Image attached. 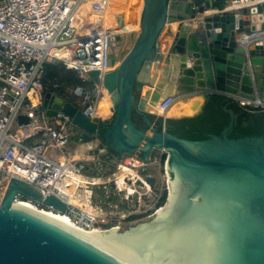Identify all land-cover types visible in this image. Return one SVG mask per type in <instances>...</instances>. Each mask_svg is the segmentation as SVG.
<instances>
[{
	"label": "water",
	"instance_id": "95a60500",
	"mask_svg": "<svg viewBox=\"0 0 264 264\" xmlns=\"http://www.w3.org/2000/svg\"><path fill=\"white\" fill-rule=\"evenodd\" d=\"M175 1L179 6L180 0ZM170 2L134 0L138 10L131 17L139 22V32L129 48L123 35L109 50L114 68L106 72L104 87L113 107L110 119L91 120L51 92L43 95L39 107L50 118L69 115L75 140L99 141L112 152L113 163L138 157L147 164L159 154L166 156L171 196L164 209L120 231H85L15 204L22 195L61 213L66 209L57 197L44 198L46 191L13 178L0 201V264H264V133L231 136L236 116L228 108L237 102L232 96L264 101V55L254 57L256 50L264 53V2L254 27L261 30L259 40L248 44L237 38L241 45L227 49L217 41L233 42L235 17L212 20L229 31L228 37L220 31L204 34L208 24L198 19L214 4L195 10V0H183L178 22L168 27ZM159 55L161 75L155 79ZM97 75H90L91 89ZM144 88L150 93L137 98ZM80 90L90 101L94 91ZM212 90L224 92L220 95L229 119L219 133H206L202 140L181 138L166 122L160 130L142 105L147 99L150 109H157L169 96L200 94L192 113L185 115L196 116L216 94ZM134 112L147 128L137 126ZM142 172L148 174V167ZM146 180L155 182L153 177Z\"/></svg>",
	"mask_w": 264,
	"mask_h": 264
},
{
	"label": "built area",
	"instance_id": "2783aa9c",
	"mask_svg": "<svg viewBox=\"0 0 264 264\" xmlns=\"http://www.w3.org/2000/svg\"><path fill=\"white\" fill-rule=\"evenodd\" d=\"M127 2L0 0V186L6 190L14 178L46 191L44 198L55 196L64 202V213L22 195H17L15 201L30 202L40 209L64 214L85 229L109 230L104 225L121 229L122 220L149 212L153 216L163 208L162 198L164 195L167 198L170 192L164 156L150 158L147 164L138 157H129L116 162L112 174H88L86 165L90 163L72 157L69 151L74 137L72 118L67 114L50 118L39 108L43 95L51 92L69 102H72L69 97L75 99L72 103L91 120L111 118L113 107L104 87L106 72L114 68L109 50L120 36L140 30L138 21L128 20L126 16ZM206 2L214 6L222 3L221 10L234 17L261 5L264 0H195L193 9ZM130 21L135 23L133 27L128 26ZM248 37L245 30L236 36L242 42ZM54 60L88 85L91 73L97 71L94 88L67 86L61 94V83L45 81L46 65L53 64ZM81 88L86 93L94 91L90 101L87 102L86 94L82 95ZM177 100L175 95L165 98L158 103L157 111L166 118ZM236 100L242 107L264 110V101L259 98ZM98 147L90 149L94 151L92 162L100 164L103 150L97 151ZM162 162L165 164L161 179L142 172L144 167ZM146 177H153L155 182L150 184ZM90 178L105 180L92 182ZM100 185L109 186L124 204H134L119 220L107 216L105 208L94 200V190Z\"/></svg>",
	"mask_w": 264,
	"mask_h": 264
},
{
	"label": "trees",
	"instance_id": "16d2710c",
	"mask_svg": "<svg viewBox=\"0 0 264 264\" xmlns=\"http://www.w3.org/2000/svg\"><path fill=\"white\" fill-rule=\"evenodd\" d=\"M197 1L201 2V0ZM216 7L222 8L223 5L219 3L216 5ZM45 81H56L61 83L63 85V89L60 90L61 94L64 93V88L67 86L88 85V83L80 78L77 74L66 71L60 65L51 63L46 65ZM139 96L140 93L138 92L136 97L139 98ZM224 104H226L225 97L215 94L207 101L203 112L199 115L165 119L163 116L150 114L149 118L155 125L160 127V130L163 128L164 123L166 122L169 131L180 136L181 138L202 140L207 137L206 133H219L227 123L229 116L223 110ZM228 108H230L236 116L231 136L264 133V110L242 107L237 102L231 103ZM133 121L138 127L147 128L142 116L137 112L133 113ZM98 146L99 147L97 148V151L100 149L103 150L101 163L98 166H107L108 171L105 175L112 174L116 170V162H112L113 154L111 151L106 150L102 144H99ZM164 159L165 157H163V160ZM88 165L89 164L86 165V169ZM92 176L97 175L93 174ZM108 189L109 192L107 194L106 192ZM115 195L118 197V195L113 192L109 186L105 185H100L94 190V200L97 201L103 208L109 206V204L115 199ZM165 201L166 195L163 196L161 204H163ZM136 217L137 216H132L128 220L134 219Z\"/></svg>",
	"mask_w": 264,
	"mask_h": 264
},
{
	"label": "crops",
	"instance_id": "0c3cea01",
	"mask_svg": "<svg viewBox=\"0 0 264 264\" xmlns=\"http://www.w3.org/2000/svg\"><path fill=\"white\" fill-rule=\"evenodd\" d=\"M175 2H176L175 0H171V2H170V17H171L172 21L177 23L178 17L180 15L183 0L179 1L180 2L179 6H177L175 4ZM220 4H222V3H220ZM173 8H178V10H174V13H172ZM259 10H260V5H257L256 7L252 8V9H247L245 11H242L241 15L238 16L236 19H234V23H231L232 29H231L230 33L234 32V35L238 36L241 31L245 30V31H247V33L249 34L250 37L252 35L253 41H254V43H256L259 40V37L261 34V30L255 29L256 28L255 22L257 23V17L259 15H261V12H259ZM221 12H225V11L221 10V8L214 6L213 8L209 9L208 11H206L203 15H201L199 17V19H198L199 21H202V22H205V24L206 23L208 24V27L206 29H204V31H203L204 34H206L209 31L211 33V35H213V34L215 35V33L218 31L217 29H220V27H218L217 25H215V23L213 21H211V18L210 19H208V18H209V16L212 17L215 14H217L220 18V21H221V19L223 18L222 15L220 14ZM230 16H231V14H230ZM226 21L223 22L224 23L223 25H225L227 23ZM222 30H224V29H222ZM163 43H164L163 40L159 41L158 50H159L160 54H162L161 51H162L163 46H164ZM162 58H163V56H162ZM155 63H156L155 65H157V67L159 68L157 74L155 75V79H158V78H160V75H161V65H162L161 64L162 60L160 59V55H159L158 60ZM212 91H213V93L216 92L215 90H212ZM212 91H210V92H212ZM149 93L150 92H149L148 88H144L143 93H141L140 95H142V97L144 98ZM222 94H224V92H222ZM200 96H201L200 94H197L194 96H188V97H186V96L185 97H178L177 96L178 100L174 104V106L169 109V111H168L169 113L168 112L166 113V118H178V117H183L185 115L190 114V112L192 111L191 107L193 105L194 99H196L197 97H200ZM232 98L243 99V98L236 97V96H232ZM146 100L147 99H145L143 104H142L144 106V108L149 110L152 114H156L157 116H161V114L157 110H151L150 109V106H149V104L146 103ZM186 109H190L191 111L190 110L187 111ZM72 140H73L74 144L69 149L71 156L74 158L83 160L84 162H87V163H93L92 161L94 159L92 158V155L94 154V151L91 150L90 147L95 146V145H99L100 142L99 141L84 142V141H80V140L76 141L74 137H72Z\"/></svg>",
	"mask_w": 264,
	"mask_h": 264
},
{
	"label": "rangeland",
	"instance_id": "374dc122",
	"mask_svg": "<svg viewBox=\"0 0 264 264\" xmlns=\"http://www.w3.org/2000/svg\"><path fill=\"white\" fill-rule=\"evenodd\" d=\"M133 3H134V0H128V2H127V8H128V10H127V17L129 18V15H130V13L132 12V7H133ZM223 17V16H222ZM139 23V22H138ZM223 29V28H222ZM222 29H220V30H218L217 32H216V34L218 35L220 32V34L223 36V37H228L227 36V34L226 35H223V33H228V31H225L224 32V30H222ZM220 31V32H219ZM223 32V33H222ZM237 33V32H236ZM137 32H135V33H130V34H127V35H125V42H126V47H128V44H129V42H133L134 40H135V37L137 36ZM85 86H89V85H85ZM69 100L70 101H72V102H75V99H73V98H70L69 97ZM190 113H192V112H190ZM112 116V115H111ZM73 140L71 141V143H70V147L71 146H73ZM70 147H69V149H70ZM92 157H93V155H92ZM158 159H160V158H162L163 157V155H161V154H159L158 156ZM164 157H166V156H164ZM159 162V161H158ZM165 162H166V160H165ZM101 163V162H100ZM165 164V163H164ZM164 164H163V162L162 163H157V165H155V166H150L149 168H148V170H149V173H151V174H153V175H156L157 177H158V179H161V176H162V173H161V168L164 166ZM99 164H97V163H95L94 164V162H93V164H89L88 166H87V173H90V174H95V175H97V176H101V175H105L106 174V172L108 171V167L106 166V167H99L98 166ZM4 192H5V190L0 186V199H2V197H3V195H4ZM170 193V192H169ZM168 196V195H167ZM114 200L109 204V206H107L106 208H105V213L107 214V216L108 215H110L114 220L116 219H120V217L126 212V209L128 208V207H133V205L134 204H132V203H128L127 205L126 204H124L123 202H122V200L120 199V197L118 196H114ZM152 199V198H151ZM167 199V198H166ZM166 202V201H165ZM127 206V207H126ZM150 214H151V212H149V213H147V214H144V215H138L136 218H134V219H131V220H128L129 218H127V219H125V220H122L121 222V225H122V227H121V230H123V229H126V228H129V227H132V226H134V225H136V224H138L139 222H141V221H143V220H145L146 218H148V217H151L150 216Z\"/></svg>",
	"mask_w": 264,
	"mask_h": 264
},
{
	"label": "bare ground",
	"instance_id": "6f19581e",
	"mask_svg": "<svg viewBox=\"0 0 264 264\" xmlns=\"http://www.w3.org/2000/svg\"><path fill=\"white\" fill-rule=\"evenodd\" d=\"M134 4V3H133ZM132 13V12H131ZM131 13H130V15H129V18H128V20H134V19H132V17H131ZM223 17H228L229 15H230V13L228 12V11H225V12H221L220 13ZM214 15V14H213ZM241 15V12H239L238 13V15H236V16H234L235 17V19L238 17V16H240ZM126 16H128V15H126ZM217 14H215L214 16H212V17H210L209 16V18L208 19H210L211 18V21L212 20H214V19H216L217 18ZM178 22V21H177ZM135 25V23H133V21H130L129 22V24H128V26H130V27H133ZM174 25H176V23L174 22V21H172V19H171V17H170V19H169V25H168V27H173ZM224 32H225V30H224ZM231 32V31H230ZM223 33V32H222ZM228 33H229V31H228ZM227 32L226 33H223V35H226V34H228ZM230 35H232L234 38H233V42L231 43V42H226L225 40H220V41H217V45L219 46V47H221V48H224V49H227V48H229L230 46H233V47H238V46H240L241 44L240 43H238L237 42V38L234 36V32L233 33H230ZM251 38V39H250ZM264 39V38H263ZM248 44L249 43H251V44H253L254 43V41H253V37H252V35H251V37L249 36L248 37V39H247V41H246ZM264 55V53H262V51H258V50H256V52L254 53V57H257V56H263ZM191 100V99H190ZM146 103L148 104V102L146 101ZM187 107V106H186ZM152 110H157V109H153V108H151ZM187 111H189L190 109H186ZM191 111V110H190ZM192 112V111H191ZM169 113V112H168ZM105 179H100V178H90V181H92V182H98V181H104ZM88 181V180H87ZM170 196H171V193H170ZM15 204H18V205H21V206H24V207H26V208H29V209H31V210H34V211H36V212H39V213H41V214H43V215H46V216H48V217H51V218H53V219H56V220H58V221H61V222H64V223H66V224H69V225H72V226H74V227H77V228H80V229H82V230H85V231H91V232H115V231H120L121 229L119 228V227H114V228H111V229H109V230H99V229H97V228H93V229H85V228H82V227H80L79 225H77L76 223H74V222H72L71 220H69V218L66 216V215H64V214H59V213H55V212H52V211H48V210H44V209H40V208H38V207H36L34 204H32V203H30V202H26V201H16L15 202ZM164 209V208H163ZM162 209V210H163ZM161 211V210H160ZM159 211V212H160Z\"/></svg>",
	"mask_w": 264,
	"mask_h": 264
}]
</instances>
